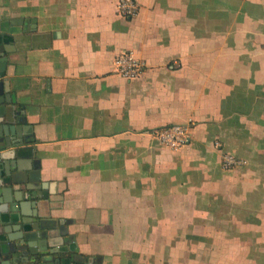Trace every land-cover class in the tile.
Here are the masks:
<instances>
[{
  "label": "crops",
  "instance_id": "0c3cea01",
  "mask_svg": "<svg viewBox=\"0 0 264 264\" xmlns=\"http://www.w3.org/2000/svg\"><path fill=\"white\" fill-rule=\"evenodd\" d=\"M117 1L0 0L41 229L72 264H264V0ZM189 120L180 149L153 136Z\"/></svg>",
  "mask_w": 264,
  "mask_h": 264
},
{
  "label": "water",
  "instance_id": "95a60500",
  "mask_svg": "<svg viewBox=\"0 0 264 264\" xmlns=\"http://www.w3.org/2000/svg\"><path fill=\"white\" fill-rule=\"evenodd\" d=\"M8 53L0 34V264H72L65 250L50 245L52 234L37 219L36 201L46 198L42 190L47 187L43 182L33 186L40 179L34 154L26 153L32 128L5 93ZM8 229L19 234L10 235Z\"/></svg>",
  "mask_w": 264,
  "mask_h": 264
},
{
  "label": "built area",
  "instance_id": "2783aa9c",
  "mask_svg": "<svg viewBox=\"0 0 264 264\" xmlns=\"http://www.w3.org/2000/svg\"><path fill=\"white\" fill-rule=\"evenodd\" d=\"M139 11L136 0H118L116 3L117 14L132 18ZM114 72L125 79L138 78L145 69V63L136 58L129 50L117 54L113 59ZM191 120L185 124H171L156 130L153 136L164 146L177 150L188 144L191 136ZM219 147L220 142L215 141ZM245 164V160L228 153H223L221 165L224 169H232Z\"/></svg>",
  "mask_w": 264,
  "mask_h": 264
}]
</instances>
